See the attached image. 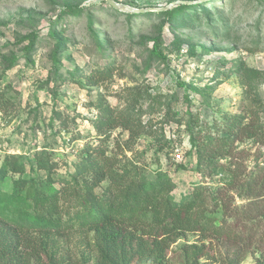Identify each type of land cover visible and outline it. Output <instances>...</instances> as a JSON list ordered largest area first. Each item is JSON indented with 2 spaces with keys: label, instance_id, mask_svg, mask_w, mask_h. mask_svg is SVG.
Listing matches in <instances>:
<instances>
[{
  "label": "rangeland",
  "instance_id": "rangeland-1",
  "mask_svg": "<svg viewBox=\"0 0 264 264\" xmlns=\"http://www.w3.org/2000/svg\"><path fill=\"white\" fill-rule=\"evenodd\" d=\"M113 1L121 8L112 10L105 0H0V193L40 185L51 164L54 190L69 194L66 177L81 150L97 148L104 133L107 153L121 152L117 170L131 163L150 181L165 174L174 202L205 200L230 173L242 181L264 171V0ZM208 1L198 18L191 15L194 26L166 23L164 59L152 54L162 22L156 13ZM239 116L257 133L234 136L230 156L212 163L209 174L205 160L197 164L193 139L201 144L229 122L234 133ZM232 194L233 206L246 204ZM74 200L71 194L60 207L72 212L77 207L66 202ZM205 203L207 211L213 208ZM221 217V211L214 215ZM71 228L22 236L38 246L39 264H100L106 249L97 235ZM257 241L253 247L261 246ZM144 248H123L120 264H147ZM204 252L216 250L195 235L180 237L166 250V264H216L219 254L206 259ZM220 254L221 263L232 255ZM257 257L247 255L240 264H255Z\"/></svg>",
  "mask_w": 264,
  "mask_h": 264
},
{
  "label": "trees",
  "instance_id": "trees-1",
  "mask_svg": "<svg viewBox=\"0 0 264 264\" xmlns=\"http://www.w3.org/2000/svg\"><path fill=\"white\" fill-rule=\"evenodd\" d=\"M210 2L179 4L174 9L156 13L162 22L157 36L153 38L152 54L164 59L160 45L166 23L194 26L191 15L198 18L200 11ZM110 9L114 10L112 7ZM206 16L210 20L209 25H215L216 20L209 13ZM239 117L234 133H231L229 122L219 127V133L213 137L217 140L209 135L204 137L201 144H197L193 139L192 147L198 152L197 164L200 167L202 160H205L209 174L213 171L212 163L230 156L233 140L252 137L254 132L257 133L254 130L257 128L241 124L244 116ZM108 138L109 133H104L98 138L97 148L88 144L81 150L78 164L66 177L70 178L65 185L72 184L69 194L54 190L52 185L55 180L51 176L54 166L51 164L44 167L47 177L44 181L40 180V185L28 186L25 191L15 188L11 193H0V264H31V258L36 260L35 264H39L38 246L22 234L35 230L39 233L53 231L57 235L75 225L97 235L106 249L100 257V264H120L119 251L132 249V243L135 251L142 252L145 247L143 251H146L147 264H166V250L180 237L187 235H195L202 246L205 243L213 252L216 250L217 254L208 257L206 252L203 254L206 259H214L219 254L213 260L216 264H240L247 255L253 256L255 253H258L255 264H264V171L251 172L242 181H239L237 172L230 173L231 176L222 186L205 195V200L201 195L200 200L194 196L188 201L174 202L168 192L172 184L165 174H157L150 181L134 173L137 170L131 168V163L117 170L119 162L116 161V153L119 155L121 152H115L114 156L107 153L105 143ZM124 147L130 149L131 146L125 142ZM117 150L120 147L117 146ZM13 172L17 173L16 170ZM61 180L65 181V178ZM14 185L17 184L14 182ZM99 186L102 189L100 195L95 193V188ZM232 193L247 201L246 204L233 206ZM71 194L75 197L74 203H66L75 204L77 208L69 212L68 208L63 210L60 207V201L70 198ZM207 199L214 203L209 211L205 207ZM78 202L82 204L77 205ZM220 211L222 217L217 221L214 215ZM24 222L28 225H23ZM61 225L65 226L61 228ZM260 226L263 228L261 236ZM144 237L150 240L142 239ZM255 239H259L257 242L261 246H252ZM220 250L231 251L228 262L221 263Z\"/></svg>",
  "mask_w": 264,
  "mask_h": 264
},
{
  "label": "water",
  "instance_id": "water-1",
  "mask_svg": "<svg viewBox=\"0 0 264 264\" xmlns=\"http://www.w3.org/2000/svg\"><path fill=\"white\" fill-rule=\"evenodd\" d=\"M112 8L114 9H120L121 8V5L119 3H116L114 2L113 0H105ZM131 11L135 12V10H132Z\"/></svg>",
  "mask_w": 264,
  "mask_h": 264
}]
</instances>
